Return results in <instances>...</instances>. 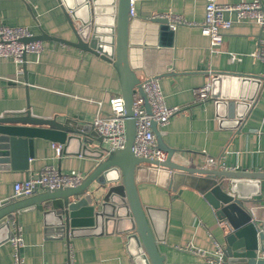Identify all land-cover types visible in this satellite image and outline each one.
<instances>
[{"label": "crops", "instance_id": "crops-1", "mask_svg": "<svg viewBox=\"0 0 264 264\" xmlns=\"http://www.w3.org/2000/svg\"><path fill=\"white\" fill-rule=\"evenodd\" d=\"M205 4L206 0H135L134 16L178 14L189 22L175 29L173 47L146 51L137 73L142 80L162 74L159 79L167 104L180 108L159 127L164 142L175 149L174 161L218 168L206 165L207 158L213 157L227 169L264 171V80L254 101L231 94L222 97L232 92V84L226 91L221 89L220 97L210 94L205 101H197L194 94V88L211 82L212 72L264 76V60L253 55L264 42V27L251 20L234 19L224 31L222 51L214 54L211 40L200 26ZM0 24L28 27L33 34L43 29L50 35L76 40L58 0H0ZM44 46L39 56L27 54V80L23 63L0 58V116L30 108L38 117L91 125L97 114L108 115L110 97L122 94L113 63L55 40H44ZM231 53L240 58L232 60ZM246 85L244 93L252 96L254 83ZM34 140L29 169L0 168V202L17 199L14 184L44 166L53 165L64 173L76 170L85 176L97 163L93 154L77 153L76 143L58 157L54 142ZM98 143L95 140L90 147L96 149ZM135 178L143 206L151 208L149 220L165 264H204V257L186 249L188 244L210 256L215 254L216 244L224 247L222 223L204 197L211 179L149 163L137 165ZM261 182L260 194L254 195L248 206L255 207L253 216L263 224L264 179ZM18 227L23 243L16 249L11 239ZM9 231L11 236L0 243V264H18L16 250L21 264H145L137 255L136 242L124 234H88L67 241L46 226L44 213L38 209L21 213L11 221Z\"/></svg>", "mask_w": 264, "mask_h": 264}, {"label": "water", "instance_id": "water-1", "mask_svg": "<svg viewBox=\"0 0 264 264\" xmlns=\"http://www.w3.org/2000/svg\"><path fill=\"white\" fill-rule=\"evenodd\" d=\"M58 1L76 40L50 35L41 29L39 34L26 41H59L113 63L125 100L128 144L122 149L106 148L92 124L38 117L30 108L0 116V168L29 169L30 159L34 158L35 138L62 144V153H67L70 144L76 143L77 153H91L97 159L94 168L76 186L36 189L30 196L3 201L0 206V243L11 236L12 220H17L27 209H38L44 213L46 226L60 238L70 241L88 234H124L128 240L136 242L137 255L145 264H165L149 220L151 208L143 206L136 186L137 165L149 163L211 179L204 197L216 210L226 234L225 264H264V230L248 206L254 201L253 196L260 194L264 171L203 168L177 163L172 159L175 149L164 142L160 126L155 121L152 129L159 148L168 153L167 159L160 162L135 154V91L142 94L150 112L142 86L144 80L137 70L142 68V56L146 51L174 46L175 29L171 28L169 18L159 14L150 18L132 16L131 0ZM26 57L24 54L27 80ZM210 74L213 75L210 82L213 98L220 97L221 89L226 91L232 84V92H225L222 97L231 94L233 98L254 101L264 80V76L252 74L223 71ZM249 82H253L256 88L252 96L244 93ZM95 140L99 147L92 149L90 146Z\"/></svg>", "mask_w": 264, "mask_h": 264}, {"label": "built area", "instance_id": "built-area-1", "mask_svg": "<svg viewBox=\"0 0 264 264\" xmlns=\"http://www.w3.org/2000/svg\"><path fill=\"white\" fill-rule=\"evenodd\" d=\"M132 16L135 15V0H131ZM234 14L235 17H232ZM172 29H176L181 23H189L183 16L178 14L166 15ZM236 20H251L264 27V6L261 0H241L239 2H221L220 0H206L205 17L200 24L203 34L210 38V50L217 54L222 51L224 41V31L229 29ZM33 34L28 27L9 26L0 24V58H11L18 64L23 63L24 54H36L39 56L45 46L42 40H27ZM259 59L264 60V42L260 48L253 53ZM232 60L239 59L240 56L231 53ZM143 90L147 96L150 106V112L145 106V99L141 93L135 91L134 94V117L136 122L134 151L138 157L149 158L157 161H165L168 153L157 144L155 133L152 129V122H157L158 126L165 125L170 118L176 114L180 108L178 106H169L166 102L165 95L162 91L161 82L157 75H148L143 81ZM211 83L208 82L203 86L194 88V94L197 101H205L210 96ZM110 113L108 115L97 114L92 125L103 139V145L109 149H122L127 143L126 127V107L122 94H113L109 99ZM53 148L56 156H61L63 145L54 141ZM207 167L217 166L218 168L227 169L222 166L219 160L208 157ZM84 175L80 171L73 170L64 173L53 165L44 166L39 172L29 178L17 181L14 184V196H30L36 189L45 188L55 189L60 187L76 186L81 183ZM3 202H0V206ZM254 214L255 207L250 208ZM264 230V223L262 224ZM16 249L23 243V236L18 227V233L11 239ZM216 252L210 256L202 248L194 247L188 244V250L204 257V264H225L223 256V246L216 244ZM15 262L20 263L18 251L15 252Z\"/></svg>", "mask_w": 264, "mask_h": 264}]
</instances>
